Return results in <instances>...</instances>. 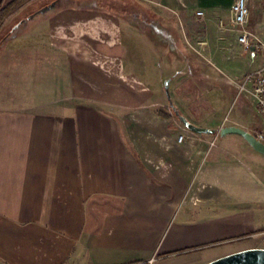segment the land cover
I'll list each match as a JSON object with an SVG mask.
<instances>
[{
    "label": "crops",
    "instance_id": "0c3cea01",
    "mask_svg": "<svg viewBox=\"0 0 264 264\" xmlns=\"http://www.w3.org/2000/svg\"><path fill=\"white\" fill-rule=\"evenodd\" d=\"M16 1L0 0V12ZM235 2L160 4L163 28L191 31L198 19L206 25L202 50L220 90L218 72L246 75L227 70L234 48H243L229 24ZM248 3L247 29L264 43V0ZM174 38L162 34L160 43L175 44ZM243 52L260 57L254 71L262 67L261 54ZM177 61L160 64V88L170 81L173 104L191 123L253 133L248 119L215 118L216 105L204 95L212 83L194 78L209 75L207 69L177 71ZM24 88L30 85L21 82L18 98L7 100L0 87V264H208L264 249V172L255 169L260 159L245 140L190 132L161 97L158 107L74 99L58 110L25 93L22 99ZM244 110L258 114L253 102Z\"/></svg>",
    "mask_w": 264,
    "mask_h": 264
},
{
    "label": "rangeland",
    "instance_id": "374dc122",
    "mask_svg": "<svg viewBox=\"0 0 264 264\" xmlns=\"http://www.w3.org/2000/svg\"><path fill=\"white\" fill-rule=\"evenodd\" d=\"M54 2H58L54 9L28 19ZM160 4L161 0H34L23 4L25 7H14L0 31L3 95L7 100H16L20 83L27 82L30 89L20 92L22 99L25 93L29 100L55 103L58 110L61 101L74 99L85 104L99 102L100 106L112 101L117 105L158 107L160 97L164 101L168 99L165 89L160 88V64L166 67L175 58L179 60L175 64L177 71L183 72L191 66L201 72L207 69L209 75L200 73L194 78L212 83L204 95L216 105L215 118L225 117L231 122L242 117L248 123L252 121L253 133L260 131L261 117L254 110L249 114L244 110V106H251L252 99L238 97L237 83L242 78L228 79L218 72L225 90L214 84V66L205 57L207 50H202L208 46L203 39L209 33L206 25L198 19L191 31L182 27L163 28ZM21 21L25 22L16 28ZM162 34L166 39L175 37V44H161ZM233 52V69H227L231 76L254 72L260 57L254 60L238 46ZM162 53L164 60H160ZM187 76H190L188 72ZM189 98L192 100L194 96ZM246 145L260 159L254 163L255 169L264 172V156ZM262 242L264 247V237Z\"/></svg>",
    "mask_w": 264,
    "mask_h": 264
},
{
    "label": "built area",
    "instance_id": "2783aa9c",
    "mask_svg": "<svg viewBox=\"0 0 264 264\" xmlns=\"http://www.w3.org/2000/svg\"><path fill=\"white\" fill-rule=\"evenodd\" d=\"M198 17L203 16V12L197 13ZM250 19V9L248 0H236L230 8L229 24L231 29L238 33V43L246 50L254 49L261 54L264 60V43L255 37L248 29ZM220 28L226 29L223 21L220 22ZM238 97L244 96L252 99L258 115L261 117L262 129L252 133L255 138L264 144V63L258 70L246 74L237 83ZM227 121V119H226ZM185 136L178 137V143H183ZM156 260L151 259L145 262H137L132 264H155Z\"/></svg>",
    "mask_w": 264,
    "mask_h": 264
},
{
    "label": "water",
    "instance_id": "95a60500",
    "mask_svg": "<svg viewBox=\"0 0 264 264\" xmlns=\"http://www.w3.org/2000/svg\"><path fill=\"white\" fill-rule=\"evenodd\" d=\"M57 2L52 3L51 5L44 7L38 13L29 17V20L34 18L37 14H44L55 8ZM24 21L17 25L16 28H19ZM170 81L165 82V91L168 96V100L170 103V107L181 124L190 132L196 135H207V136H221L226 137L230 135H235L243 138L256 152L260 153L264 156V144L259 142L255 136L238 127H224L221 129H210L205 127H199L193 123H191L173 104L172 99L170 97L169 91ZM208 264H264V249H249L241 252H237L234 254H230L228 256L219 258L214 260Z\"/></svg>",
    "mask_w": 264,
    "mask_h": 264
},
{
    "label": "trees",
    "instance_id": "16d2710c",
    "mask_svg": "<svg viewBox=\"0 0 264 264\" xmlns=\"http://www.w3.org/2000/svg\"><path fill=\"white\" fill-rule=\"evenodd\" d=\"M30 0H17L14 4H12V5H10V6H8L7 8H5L4 10H2L1 12H0V31H1V29H2V27H3V25L5 24L4 23V20H5V18H7V16H9L11 13H9L14 7H16V6H24L23 4H25V3H27V2H29ZM7 36H5V37H3L2 39H1V42L3 43V41L5 40V38H6Z\"/></svg>",
    "mask_w": 264,
    "mask_h": 264
},
{
    "label": "flooded vegetation",
    "instance_id": "af4514ba",
    "mask_svg": "<svg viewBox=\"0 0 264 264\" xmlns=\"http://www.w3.org/2000/svg\"><path fill=\"white\" fill-rule=\"evenodd\" d=\"M25 22V21H24ZM21 23V22H20Z\"/></svg>",
    "mask_w": 264,
    "mask_h": 264
}]
</instances>
